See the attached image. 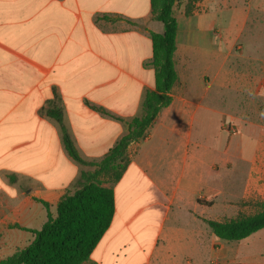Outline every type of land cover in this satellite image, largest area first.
<instances>
[{
	"label": "crops",
	"instance_id": "obj_1",
	"mask_svg": "<svg viewBox=\"0 0 264 264\" xmlns=\"http://www.w3.org/2000/svg\"><path fill=\"white\" fill-rule=\"evenodd\" d=\"M239 4L244 25L264 18V0H178L172 102L146 137L129 146V163L112 184L114 218L82 264H236L224 255L227 241L203 220L220 221L206 202L236 203L234 158L246 156L239 143L225 148L221 137L218 149L206 146L210 119L222 115L220 136L228 134L227 123L264 122V57L252 71L240 68L234 51L240 32L230 38L218 32L217 17ZM142 5L0 0V250L28 245L34 235L25 229L39 230L47 220L41 201L53 215L62 196L79 188L82 173L96 169L69 155L63 129L79 156L97 163L143 114L145 95L155 89L151 33L164 26L152 18L150 0L145 13ZM224 93L241 95L245 109L228 121L221 104H212ZM54 108L61 121L48 115ZM246 133L264 137L252 127ZM258 149L247 168L250 180ZM222 174L234 180L224 184Z\"/></svg>",
	"mask_w": 264,
	"mask_h": 264
},
{
	"label": "trees",
	"instance_id": "obj_2",
	"mask_svg": "<svg viewBox=\"0 0 264 264\" xmlns=\"http://www.w3.org/2000/svg\"><path fill=\"white\" fill-rule=\"evenodd\" d=\"M177 2L150 0L151 16L163 24L164 31L151 33L155 89L145 95L143 114L129 122L128 133L97 163L84 161L66 129H63L64 145L69 155L79 163L95 165L96 169L82 173L79 188L62 196L55 216H52L49 204L41 201L47 208L46 222L39 230L25 229L34 235L33 240L25 247L17 248L0 264H82L90 258L114 218L115 194L112 184L120 180L129 163V146L146 137L160 111L172 102V89L178 81L174 62L178 30L175 15ZM48 115L62 120L60 108L48 110ZM101 176L107 178L106 182L111 186L105 185ZM203 221L218 239L242 241L264 229V203L252 215L224 221Z\"/></svg>",
	"mask_w": 264,
	"mask_h": 264
},
{
	"label": "rangeland",
	"instance_id": "obj_3",
	"mask_svg": "<svg viewBox=\"0 0 264 264\" xmlns=\"http://www.w3.org/2000/svg\"><path fill=\"white\" fill-rule=\"evenodd\" d=\"M147 8V0H143V13L146 12ZM252 15L249 18L250 21H254L255 19ZM244 19L245 11L242 4H239L234 10H225L217 17L218 26L221 27L218 32H221L224 37L229 38L237 37L240 32V36L238 37L239 41L235 44L234 51L240 57V68L252 71L258 68L257 65L262 63L261 59L264 57V18H257L259 21L257 26H252L250 23L244 25ZM207 20L209 21L210 19ZM239 45H241V48L238 49ZM217 97L218 95L216 99H213L212 104L218 107L221 104V112L223 113V119L225 121H228L230 116H237L245 110L242 107L241 95L236 96L235 94L224 93L221 95V100ZM221 118L222 115L219 114L216 118L210 119L207 128L206 146H208V148L218 149L219 145L216 143L218 138L221 137L225 148L230 144L239 143L240 148L245 149V155L249 156V158H246V156L234 158V162L237 165L236 169L238 170L237 179L235 181L239 189V197L236 203L225 205L206 202V205L216 213L215 217L220 221H224L230 218L252 215L256 213L260 209V205L264 203V137L260 138V140L257 138L252 140L246 133V130L252 127L256 135L259 133L262 135L264 131V122L253 121L252 123L244 125L234 123L238 129V133L232 135L230 133L227 134L223 130L224 133L222 137V135L220 136L219 134L220 129L218 127ZM257 145L259 149L256 150V156L254 157V177L250 180V173H247V168L250 171V158L254 146L256 147ZM246 159L248 162H246ZM221 177V181L226 184L225 182L228 183L232 181V179L234 180L233 177H235V175L222 174ZM218 181H220V179H215L216 183H218ZM247 186H249V188L252 186L253 189L248 195L243 197L242 193ZM55 215L56 211L52 216ZM148 230L149 232H155V230L152 229ZM27 236H29V234H27L26 237ZM1 239L2 236H0V241ZM223 247L224 255H227L228 258L233 260L236 264H264V229L242 241L224 242ZM12 253L13 250L9 247L0 250V261L10 256Z\"/></svg>",
	"mask_w": 264,
	"mask_h": 264
},
{
	"label": "built area",
	"instance_id": "obj_4",
	"mask_svg": "<svg viewBox=\"0 0 264 264\" xmlns=\"http://www.w3.org/2000/svg\"><path fill=\"white\" fill-rule=\"evenodd\" d=\"M225 129L232 135H236L238 133L237 127L232 123L225 124Z\"/></svg>",
	"mask_w": 264,
	"mask_h": 264
}]
</instances>
